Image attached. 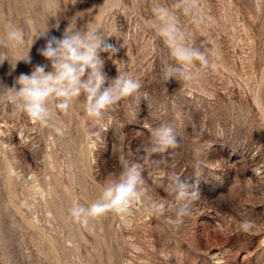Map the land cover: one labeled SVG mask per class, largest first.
Segmentation results:
<instances>
[{"label": "rangeland", "instance_id": "374dc122", "mask_svg": "<svg viewBox=\"0 0 264 264\" xmlns=\"http://www.w3.org/2000/svg\"><path fill=\"white\" fill-rule=\"evenodd\" d=\"M153 3L51 0L49 10L44 0H0V15L30 40L47 27L59 38L71 23L117 36L109 38L116 56L102 54L104 71L114 78L117 68L127 70L142 83L138 99L121 102L104 123L74 103L63 137L0 108V264H264V0H200L205 22L192 27L194 39H206L218 68L195 85L164 83L168 52L149 24ZM45 43L35 40L31 64L0 65V82L11 87L48 64L38 54ZM164 121L175 125L179 147L156 157L166 162L160 169L145 161L144 176L171 204L164 189L175 171L200 194L193 215L176 224L173 212L152 217L138 205L130 220L110 214L87 230L73 222L69 208L97 199L122 158L139 162L151 128ZM242 213L252 222L247 233Z\"/></svg>", "mask_w": 264, "mask_h": 264}, {"label": "clouds", "instance_id": "9594fccd", "mask_svg": "<svg viewBox=\"0 0 264 264\" xmlns=\"http://www.w3.org/2000/svg\"><path fill=\"white\" fill-rule=\"evenodd\" d=\"M45 7L51 10V0H44ZM149 21L166 47L168 59L162 69V79L166 84L174 80L180 84L195 85L205 74L218 68L212 48L202 38L194 39L192 27H202L205 22L201 15L200 0H172L171 4L154 0ZM187 25L186 26V23ZM58 27V25H57ZM104 30L95 26L77 28L71 23L58 38L49 35V28L39 32L31 40L24 30L0 15V65L6 60L15 71L20 61L31 64V47L38 38L46 43L38 49V54L48 64H36L30 74L21 73L11 87L0 82V108L9 107L26 116L38 127L63 137L64 117L68 116L76 102L83 105L88 118L96 123H104L112 118V111L121 102L136 100L142 83L127 70H118L114 78L104 71L106 53L112 59L119 52ZM27 47V55L19 58L9 56L10 52ZM115 61V60H114ZM50 65L51 70L46 71ZM107 85V86H106ZM85 136L93 135L89 127L82 129ZM179 134L172 122L164 121L151 128L148 142L142 145L144 155L140 161L124 157L118 172H110L100 185L97 199L85 204L74 203L69 214L76 224L89 229L93 221L107 215H116L130 220L136 207L152 217H163L173 212L175 223L181 224L194 213V205L200 200L199 192L190 187L175 171L166 173L165 192L172 203H166L154 195L144 176L145 161L153 170L166 164L163 155L171 150V155L179 147ZM148 175L151 172L147 171ZM240 229L247 233L252 222L242 213ZM226 251L215 255L226 256ZM226 264V261H225Z\"/></svg>", "mask_w": 264, "mask_h": 264}]
</instances>
